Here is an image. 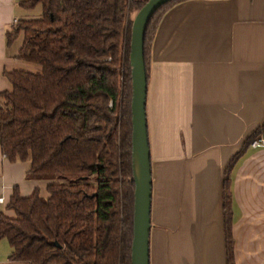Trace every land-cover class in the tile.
<instances>
[{
    "label": "crops",
    "instance_id": "1",
    "mask_svg": "<svg viewBox=\"0 0 264 264\" xmlns=\"http://www.w3.org/2000/svg\"><path fill=\"white\" fill-rule=\"evenodd\" d=\"M24 1L0 0V94L11 90L5 73L39 72L16 59L22 33L8 43L18 21L41 16ZM145 112L149 264H229L226 179L232 264H264V148L248 146L264 135V0H185L168 10L152 43ZM29 169L0 150V214L14 217V192L48 197L49 183L28 180ZM5 251L0 264L11 263Z\"/></svg>",
    "mask_w": 264,
    "mask_h": 264
},
{
    "label": "trees",
    "instance_id": "2",
    "mask_svg": "<svg viewBox=\"0 0 264 264\" xmlns=\"http://www.w3.org/2000/svg\"><path fill=\"white\" fill-rule=\"evenodd\" d=\"M148 0H27L41 16L20 20L8 43L23 34L16 57L38 73L13 71L0 94V150L8 162H29L28 180L46 181L48 197L14 192L0 214V242L12 263L131 264L133 170L129 44L134 15ZM176 0L161 6L144 33L148 78L158 23ZM235 161V160H234ZM234 161L228 168H232ZM229 169V170H230ZM76 175L75 184L48 177ZM228 180L224 219L229 264L232 243ZM58 244V246L55 245Z\"/></svg>",
    "mask_w": 264,
    "mask_h": 264
},
{
    "label": "water",
    "instance_id": "3",
    "mask_svg": "<svg viewBox=\"0 0 264 264\" xmlns=\"http://www.w3.org/2000/svg\"><path fill=\"white\" fill-rule=\"evenodd\" d=\"M176 0H148L131 25L129 66L131 80V156L133 170V237L131 264H149L152 178L146 122L147 77L143 57L144 33L153 14ZM58 246L57 243H55Z\"/></svg>",
    "mask_w": 264,
    "mask_h": 264
},
{
    "label": "rangeland",
    "instance_id": "4",
    "mask_svg": "<svg viewBox=\"0 0 264 264\" xmlns=\"http://www.w3.org/2000/svg\"><path fill=\"white\" fill-rule=\"evenodd\" d=\"M40 11V6H38L36 9H34L32 12L36 13ZM135 17V15H134ZM20 36V37H19ZM18 37L21 38L22 36L19 35ZM48 180L50 183H59V184H75L79 180V176L76 175H55L52 177H48ZM9 248V245L6 241H2L0 243V261H5V255L7 250ZM9 264V263H8ZM10 264H26V263H10Z\"/></svg>",
    "mask_w": 264,
    "mask_h": 264
},
{
    "label": "built area",
    "instance_id": "5",
    "mask_svg": "<svg viewBox=\"0 0 264 264\" xmlns=\"http://www.w3.org/2000/svg\"><path fill=\"white\" fill-rule=\"evenodd\" d=\"M248 146L249 148L253 149V150H257V149H263L264 148V135L261 136H255L253 138H251L248 142ZM3 199L0 198V204H3Z\"/></svg>",
    "mask_w": 264,
    "mask_h": 264
}]
</instances>
